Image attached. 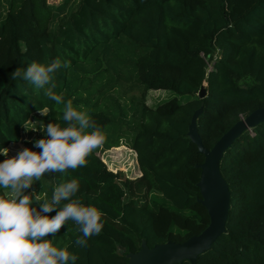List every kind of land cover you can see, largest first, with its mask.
<instances>
[{
    "label": "trees",
    "instance_id": "1",
    "mask_svg": "<svg viewBox=\"0 0 264 264\" xmlns=\"http://www.w3.org/2000/svg\"><path fill=\"white\" fill-rule=\"evenodd\" d=\"M57 58L70 66L53 74V91L88 110L104 143L86 166L45 173L26 191L50 198L56 185L76 178L74 199L97 207L103 228L85 247L76 245L81 233L72 221L48 239L77 255L74 264H125L141 239L151 246L198 233L208 222L195 184L203 155L187 123L201 105L196 129L209 148L236 119L264 106V0H0V148L19 139L36 111L45 110L46 125L64 126L57 119L64 104L45 95L50 85L11 79L18 67ZM151 88L169 93L147 104ZM119 145L133 150L135 176L112 171L98 154ZM218 167L229 190L225 231L195 264H264V120L231 142Z\"/></svg>",
    "mask_w": 264,
    "mask_h": 264
},
{
    "label": "clouds",
    "instance_id": "2",
    "mask_svg": "<svg viewBox=\"0 0 264 264\" xmlns=\"http://www.w3.org/2000/svg\"><path fill=\"white\" fill-rule=\"evenodd\" d=\"M69 66L70 62L62 64L57 58L47 64L32 62L26 70L18 67L11 73L12 80L22 78L37 88L50 85L45 95L57 104H64L62 115L57 117L64 126L48 123L41 129L45 137L34 142L41 149L39 152L24 148L8 157L9 149L0 148L6 157L0 162V189L4 190L0 195V264H74L77 255L67 246H56L48 237L72 221L81 233L75 243L85 247L88 239L99 235L103 228L102 212L74 199L80 187L76 178L56 185L50 198L46 193L26 191L34 181H41L45 173L67 175L69 170L86 166L87 157L104 143L102 131L88 110L83 105L77 109L71 99L65 102L62 93L53 91L56 87L52 83L53 74ZM53 211L56 214L49 216Z\"/></svg>",
    "mask_w": 264,
    "mask_h": 264
},
{
    "label": "water",
    "instance_id": "3",
    "mask_svg": "<svg viewBox=\"0 0 264 264\" xmlns=\"http://www.w3.org/2000/svg\"><path fill=\"white\" fill-rule=\"evenodd\" d=\"M202 82L197 96L204 95ZM201 105L195 108L187 123L186 135L194 143L196 151L203 155L202 161L195 163L199 168L196 186L199 190L197 201L205 208L208 216L206 225L196 234L189 235L182 241L167 239L147 246L140 240L136 251L125 253V264H176L183 259L195 264L196 256L207 250L213 241L225 231V220L229 206V190L226 181L219 171V159L223 151L244 130L264 120V106H259L236 119L209 147L206 148L196 129V118Z\"/></svg>",
    "mask_w": 264,
    "mask_h": 264
},
{
    "label": "rangeland",
    "instance_id": "4",
    "mask_svg": "<svg viewBox=\"0 0 264 264\" xmlns=\"http://www.w3.org/2000/svg\"><path fill=\"white\" fill-rule=\"evenodd\" d=\"M210 65H208V69ZM138 95L136 90L129 91L127 94ZM169 90L164 88L148 89L145 92V102L151 104L156 102L162 97L168 95ZM41 112H45L44 109L34 112L29 115L27 120L22 124L20 130V137L17 141L8 143L4 148H8V157L15 156L20 150L24 148H30L33 151H38L39 148L34 146V142L44 137V131L41 129L46 126V118ZM24 125L29 128L26 130ZM34 129V130H32ZM118 149L109 147L103 151H99L98 154L101 159L105 162L106 166L112 171L119 170L124 177H132L139 173L134 152L130 148L119 145ZM169 205L170 202L165 201Z\"/></svg>",
    "mask_w": 264,
    "mask_h": 264
}]
</instances>
